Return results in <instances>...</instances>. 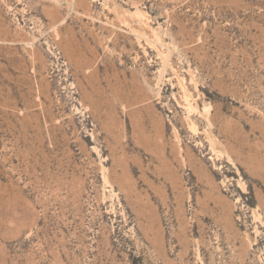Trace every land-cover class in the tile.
Instances as JSON below:
<instances>
[{"label":"rangeland","instance_id":"rangeland-1","mask_svg":"<svg viewBox=\"0 0 264 264\" xmlns=\"http://www.w3.org/2000/svg\"><path fill=\"white\" fill-rule=\"evenodd\" d=\"M0 264H264V0H0Z\"/></svg>","mask_w":264,"mask_h":264}]
</instances>
